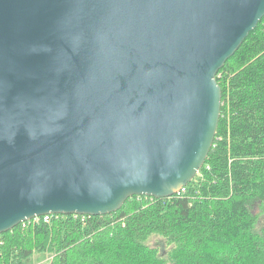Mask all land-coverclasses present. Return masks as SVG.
Returning <instances> with one entry per match:
<instances>
[{
	"label": "water",
	"instance_id": "obj_1",
	"mask_svg": "<svg viewBox=\"0 0 264 264\" xmlns=\"http://www.w3.org/2000/svg\"><path fill=\"white\" fill-rule=\"evenodd\" d=\"M264 0H0V234L169 197L217 132L216 75Z\"/></svg>",
	"mask_w": 264,
	"mask_h": 264
},
{
	"label": "trees",
	"instance_id": "obj_2",
	"mask_svg": "<svg viewBox=\"0 0 264 264\" xmlns=\"http://www.w3.org/2000/svg\"><path fill=\"white\" fill-rule=\"evenodd\" d=\"M216 78L217 132L184 190L134 195L111 213L19 224L0 234V264H25L46 249L52 264H264V16ZM154 235L161 244L147 242Z\"/></svg>",
	"mask_w": 264,
	"mask_h": 264
},
{
	"label": "rangeland",
	"instance_id": "obj_3",
	"mask_svg": "<svg viewBox=\"0 0 264 264\" xmlns=\"http://www.w3.org/2000/svg\"><path fill=\"white\" fill-rule=\"evenodd\" d=\"M251 207L254 213L259 214L261 221L263 217L262 215H260L262 208L258 205V202L254 201ZM147 242L151 245L161 244L162 238L158 235H154L147 239ZM53 259V253L49 249L43 251L37 250L30 258L25 261V264H52Z\"/></svg>",
	"mask_w": 264,
	"mask_h": 264
},
{
	"label": "built area",
	"instance_id": "obj_4",
	"mask_svg": "<svg viewBox=\"0 0 264 264\" xmlns=\"http://www.w3.org/2000/svg\"><path fill=\"white\" fill-rule=\"evenodd\" d=\"M184 189H185V186L181 190H184ZM54 214H57V213H46V214H43V215L34 216L31 219L22 221L20 224H21L22 227H25L29 223H38L40 221H50L53 218ZM73 214L77 215V213H73Z\"/></svg>",
	"mask_w": 264,
	"mask_h": 264
},
{
	"label": "bare ground",
	"instance_id": "obj_5",
	"mask_svg": "<svg viewBox=\"0 0 264 264\" xmlns=\"http://www.w3.org/2000/svg\"><path fill=\"white\" fill-rule=\"evenodd\" d=\"M28 220V219H27ZM25 221V220H24Z\"/></svg>",
	"mask_w": 264,
	"mask_h": 264
}]
</instances>
